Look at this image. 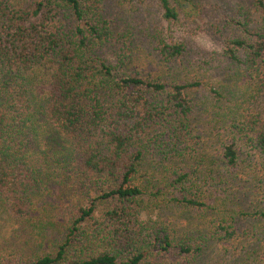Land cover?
<instances>
[{
    "label": "trees",
    "instance_id": "obj_1",
    "mask_svg": "<svg viewBox=\"0 0 264 264\" xmlns=\"http://www.w3.org/2000/svg\"><path fill=\"white\" fill-rule=\"evenodd\" d=\"M189 1L160 0L164 17L177 20ZM104 5L0 0L3 211L33 230L34 198L49 186L70 175L106 183L73 207L52 250L39 253L40 241L16 236L0 246V264H203L209 232L181 223L175 207L216 213L228 237L240 216L264 222L262 110L240 112L222 87L198 101L191 92L199 81L123 74L125 45L105 50L114 29ZM254 22L239 25L226 54L253 71L263 95L264 21ZM182 51L180 43L160 49L170 60ZM38 69L42 88L32 77ZM99 199L111 205L95 215ZM150 209L155 219L143 215Z\"/></svg>",
    "mask_w": 264,
    "mask_h": 264
},
{
    "label": "rangeland",
    "instance_id": "obj_2",
    "mask_svg": "<svg viewBox=\"0 0 264 264\" xmlns=\"http://www.w3.org/2000/svg\"><path fill=\"white\" fill-rule=\"evenodd\" d=\"M31 1L10 0V3L20 7L29 6ZM104 3L114 29V39L105 50L114 53L119 50L120 43L125 45L128 55L123 74L199 81L201 87L193 88L191 92L198 101L212 97L210 87H222L238 98L240 112L255 113V109L260 108L264 114V94L254 87L258 81L253 78V71L226 54L228 39L241 35L239 25L246 19L253 18L254 27L262 25L264 7L255 4V0H190L178 10L177 20L164 17L160 0H104ZM164 43H180L183 51L171 60L165 59L160 52ZM33 72L35 86L45 87L44 72L39 69ZM105 190L106 183H92L82 175H70L64 182L49 186L38 194L39 199L34 198L39 208L32 210L27 218L34 225L33 230L27 220L21 222L10 218L0 202V246H5L6 241H13L16 236L21 238L30 234L31 239L41 242L39 253L52 250L51 246L62 236L73 207L87 205L92 194L98 195ZM110 205V200L99 199L95 215ZM173 210L181 217V223L188 227L194 223L204 225L209 232V246L202 252L201 263L264 264V222L240 216L234 224L236 231L228 237L218 225L216 213L210 210L183 211L176 207ZM156 213V209H150L148 215H143L155 219ZM227 224L222 223L225 227ZM25 227L28 228L25 230Z\"/></svg>",
    "mask_w": 264,
    "mask_h": 264
}]
</instances>
